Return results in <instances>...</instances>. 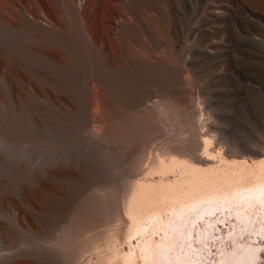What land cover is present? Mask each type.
Instances as JSON below:
<instances>
[{
  "label": "rangeland",
  "instance_id": "obj_1",
  "mask_svg": "<svg viewBox=\"0 0 264 264\" xmlns=\"http://www.w3.org/2000/svg\"><path fill=\"white\" fill-rule=\"evenodd\" d=\"M118 2L92 0L88 20L77 0H0V264H119L127 213L162 205L193 174L179 158L218 170L194 171L186 187L230 172L222 153L252 164L264 153V86L252 85H264V54L245 52L262 43L242 36L246 15L264 26V0H232L221 31L233 55L215 81L198 52L182 69L175 60L189 25L183 11L203 0ZM29 4L36 16L49 9L55 26L30 19ZM239 119L254 130L243 140Z\"/></svg>",
  "mask_w": 264,
  "mask_h": 264
},
{
  "label": "bare ground",
  "instance_id": "obj_2",
  "mask_svg": "<svg viewBox=\"0 0 264 264\" xmlns=\"http://www.w3.org/2000/svg\"><path fill=\"white\" fill-rule=\"evenodd\" d=\"M119 1L120 2H118V5L119 3H121V7L124 8L126 4H128L131 0H119ZM203 1H204V6L203 8L201 6L202 9L201 8L193 9L194 8L193 7L189 15H187L183 11L181 18H184V19L189 18V20H186L187 22L189 21L188 22L189 25H188L187 30L182 32V37H181L182 44L181 45L179 44L180 45L179 47L183 53L182 57H177L175 60L177 61L176 64L178 68L182 69L185 67V66L182 67V65H185V62H186L185 60L188 58V54L192 52H198L200 54L201 60L203 61V71H206V73L204 72L205 76H207L209 79L212 77L211 79L215 81L218 77L227 76L228 72L226 71V68L228 67V63L231 60V57L233 55L232 54L229 56L233 48L232 47L233 43L232 41L229 42L227 40L229 36L227 35L228 37H226V34L221 31L222 26L225 25V24L222 25L221 22L224 18L226 19V17L229 16L230 13H232L230 11L233 10V6H232L233 3H232V0H203ZM90 4H92V0H82L81 10L79 9V11H81L83 16L87 18L88 20H89V17L87 15V11H88V8L91 6ZM48 12L50 14V19H51V12L49 9H48ZM245 17L248 18V21L252 24V26L248 25L250 30H246L245 34L242 36L249 43L256 42V41H259V43H262V47H259L261 49H258L256 47L257 49L255 50H252L251 48V49L245 50V52L252 53L256 55V57L262 56L264 54V26H263V23L261 22L259 18L250 17V15H246ZM36 20H45V12L42 11V13L40 14L38 12V15L36 16ZM82 20L84 19L82 18ZM115 22L119 23V18H116ZM120 22L121 23L123 22L122 18ZM258 31L262 33H259ZM183 47L184 48L186 47V49H183ZM188 78L184 77L185 84H187L186 83L187 81L189 82V80H191ZM252 85L255 86V88H262L264 86L263 83L259 79L258 80L255 79ZM212 86L215 88L214 83ZM209 91H212V90H209ZM245 120L243 119L237 120L238 125L242 127L243 131H240L239 129V132L236 133L237 134V136L235 137L236 139L243 140L244 138H247L245 137L247 135H245L244 133V131L246 132V130L249 131L250 133H253L254 131L251 128L253 127L251 126V123L249 124V122H245ZM208 139L211 141L210 137L209 138L205 137V140L207 141V142L205 141L206 143H208L209 141ZM213 150L207 151V155H205L206 160H212V161L214 160L212 156L214 154ZM217 152H220V151H217ZM253 154H256V155L259 154V156L260 154L262 155L261 157H258L252 160L253 162H255L254 164H252V162L250 161V158L246 155L234 156V155H230L227 153L223 155L222 153V160L224 162V165L225 167L231 166V168L228 167L229 169H231V171L230 172L228 171L227 173L225 172L227 167L225 168V171H223L221 170L222 168L219 166L220 167L219 176H221L220 180L218 179V176L217 177L215 176L216 178H213V179H211L212 176H210L209 178L208 176L211 175L212 174L211 173L207 175V178L211 179L210 181H208L207 179V181L204 182L206 176L204 178H201L200 180H198L199 178L197 177L196 178L197 181L194 183V185H192L193 182L195 181V178L193 176L194 171H195V174H199V173L203 174L205 172H209V173L213 171L217 172L218 170H212L211 167L213 165H211L210 167L211 163L209 164V168H210L209 169L207 165L208 163H199L194 160L189 161L187 159L185 160V159L179 158L180 161L181 160L183 161L184 166L187 165V167L189 166L192 170H194L192 172L193 174L190 175V177H189V174H191V171L189 174L185 173L188 175L187 177L190 178L189 181L194 178L193 182H190L192 184L190 185L187 184L188 186V187L186 186L187 188L180 185L181 183L184 184V182L187 181L186 175H185L186 180L183 182H181L182 181L181 179H183L184 176L180 179H177L176 182L180 180V183L178 182L179 185L176 183L174 184V186L178 185V188L176 186L177 188L176 190L174 187L173 188L174 190L170 191L171 190V187H170L169 191H170L171 196L168 194L169 195L168 197L166 196V194L169 192L168 185L170 183H167L168 184L167 188H166V185H164L166 188L164 189L166 191L162 189L161 186L163 185L161 184L160 189H162L161 191H164L163 193L166 196V198L165 196H163L165 198L164 200L161 199L163 198L162 195L164 194L159 190L161 192L160 199L163 200L162 205H160L161 203L158 204L157 202V207H155L156 204H154L155 206H153L154 209L153 208L150 209L153 204L151 206L148 205L149 210L151 211H149L147 208V212L141 215H135V214H137V212H140V210L141 212H144V209L148 207L147 204L146 206L145 205L142 206V208L145 207L143 208V210L141 208L135 214L132 213L134 211H129L127 213L129 217V221H130V227H129V232L126 237V245H124V248L122 249H119V248L116 249L117 258L120 261L119 264H165L163 262L164 258H160L161 247L163 245L168 246L171 255H174L175 252L186 253V251L188 250V249L186 250V248L189 247V242L188 240H184L181 237L182 235L181 233L188 232L190 221L196 216H199L204 207H205V210H208L210 209V205L211 206L218 205L222 207L223 205L225 206L228 205L229 202L233 206L230 212L226 210L227 214L230 213L232 215L230 218V221L226 223V224L229 223L230 225L229 229L220 228L219 232H217L218 228L221 227L220 225H218V226H215L214 231L210 233V236L218 235L220 233L223 236V239L225 238L223 242H216L215 248L213 247L214 241L213 240L211 241L212 258L215 257L214 264H218L217 261L219 262V264H263L264 262V237L257 235V239H256L255 233L260 232V229L262 230L264 229V220H261V217L259 216V213L261 212V206L259 203H257L258 195L264 193V153L255 151V153ZM220 160L219 162L222 161ZM177 162L175 164L178 165L179 163ZM166 163L162 162V165ZM181 163L182 162H180V165ZM167 164H166V167L168 166ZM250 164H252V167L256 169L251 168ZM218 165L219 164H216V166ZM181 167L182 168L180 169L185 168V167L183 168V166ZM187 169L185 171L189 172L187 171ZM215 169L217 168L215 167ZM220 170L223 171L224 173L223 172L221 173ZM182 173L184 172L182 171ZM192 176L193 178H191ZM174 177L178 178V177H181V175L178 173V176H174ZM165 179L169 180L170 178L167 179L166 177ZM202 179L204 181L201 182ZM172 180L175 182L174 179ZM173 181H171V183H173ZM167 182H170V181H167ZM141 184L143 185V187H146L144 186V182ZM148 184H146L148 188L146 189L152 190L153 189L152 184H151L150 189L148 187L150 184L149 185ZM159 191L158 193H156L157 195L160 193ZM159 195L157 197H159ZM160 199H158V201H161ZM156 201H157V198H156ZM248 203H251L252 206L248 207ZM215 217L216 216H214V218ZM214 218H212L211 220H213ZM208 219L209 217L208 215H206L203 221V224H206ZM199 225H202V222L200 220H199ZM234 227H235V231L240 234L235 235L233 238H226L231 234V231L233 230ZM198 228L199 227L196 226L195 232H194L195 236L197 235ZM199 235L202 239L205 238V233L200 231ZM249 243H251L253 245V249H255V252H254L255 260L254 261L251 260L252 259L251 252L249 251V249L246 248V245H248ZM182 245L184 246H183V249L181 250ZM195 245L201 246V244L197 242L195 243ZM204 254H205V251H204ZM173 264H177V263L173 261ZM190 264H198V263L195 260L190 258Z\"/></svg>",
  "mask_w": 264,
  "mask_h": 264
},
{
  "label": "built area",
  "instance_id": "obj_3",
  "mask_svg": "<svg viewBox=\"0 0 264 264\" xmlns=\"http://www.w3.org/2000/svg\"><path fill=\"white\" fill-rule=\"evenodd\" d=\"M81 4H82V0H77V5L79 6L80 10H81ZM29 5L24 6L23 11L30 19H32L38 23H41L43 25H47V26H51V27L55 26L54 21L52 19H50L49 12L47 14L45 13V20H36V15H34L32 13L33 6H31V5L29 6Z\"/></svg>",
  "mask_w": 264,
  "mask_h": 264
}]
</instances>
